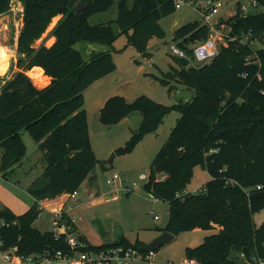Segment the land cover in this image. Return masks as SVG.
<instances>
[{
	"label": "trees",
	"instance_id": "16d2710c",
	"mask_svg": "<svg viewBox=\"0 0 264 264\" xmlns=\"http://www.w3.org/2000/svg\"><path fill=\"white\" fill-rule=\"evenodd\" d=\"M23 25L18 38L19 70L0 88V171L7 177L26 155L21 129H27L39 143L45 157L47 182L30 192L35 202L24 212L0 210V250L12 249L20 262L56 259L58 250L69 251L65 234L35 225L40 202L79 189L96 168L99 159L92 149L84 91L98 78L113 70L111 51L85 53L80 44L112 46L118 36L113 22L92 23L90 16L108 10L115 0H22ZM264 7V0H257ZM222 24L227 28V43L210 61L191 64L176 56L164 81L183 84L194 94L165 105L140 94L133 101L123 95L109 97L101 108L104 123L117 121L130 110L139 108L143 121L128 143L118 151H127L148 131L155 129L173 108L181 112L167 140L158 150L150 167L145 188L169 203L166 226L174 234L195 227L216 231L195 246H187L186 255L200 264H241L233 252L248 259L264 258V221L257 225L254 213L264 208V9L245 13L242 3ZM10 0H0V13ZM176 10L174 0L118 1L116 22L128 42L146 53L149 39L164 36L159 19ZM62 14L51 32V45L34 42L46 31L53 17ZM210 35V26L199 19L175 29L178 44L193 54L190 43H199ZM248 37L246 42L242 38ZM41 66L50 77L38 86L28 71ZM203 165L210 177L206 189L197 193H178L186 187L195 166ZM260 185V187H258ZM74 231L75 223L68 215ZM81 249H100L131 242L124 235L118 241L93 244L83 236Z\"/></svg>",
	"mask_w": 264,
	"mask_h": 264
},
{
	"label": "rangeland",
	"instance_id": "374dc122",
	"mask_svg": "<svg viewBox=\"0 0 264 264\" xmlns=\"http://www.w3.org/2000/svg\"><path fill=\"white\" fill-rule=\"evenodd\" d=\"M118 1L115 0L108 10L90 16L92 23L112 21L118 33L112 46L96 44L97 46L103 45L106 50L111 51L115 63L114 69L96 79L84 91V108L88 115L92 149L99 162L90 176L80 185L77 197L69 198L61 194L41 201L42 210L35 221V225L40 229L52 230L54 227L52 210L60 207L61 201L65 199H68V203L72 205L81 200L83 203H79L73 210H70L69 216L93 244L118 241L122 235L131 242L141 240V238L146 240L152 232L158 230L157 228L161 229L166 226L169 218V203L152 197L144 185L153 159L167 140L181 112L173 108L155 129L146 132L130 150L118 151L139 130L143 121V113L139 108H135L115 122L104 123L101 120V108L109 97L116 94L123 95L127 101H133L140 94H144L168 106L180 99L191 98L194 94L193 90L174 81H172L174 86L171 87L164 81L171 65H178L176 56L171 53L170 44L179 42L175 39V29L180 25L196 19L205 22L201 11L206 5V0H188L175 11L159 19L164 36L151 37L146 53H144L134 44L129 43L127 34L121 32L116 22ZM129 1L131 3L133 0ZM238 1L246 6L245 13H255L264 9L262 5H254L252 0H222L223 6L213 21L216 27L220 28L219 21L229 17L238 9ZM15 3H22L24 8L22 0H10L9 8L0 13V55H3V58H0V73L7 69L3 73L4 76L0 74L3 78L11 77L20 69L16 64L20 55L17 52L18 46H14L23 25L24 9H17V11L15 6L13 7ZM61 15L59 14L53 25H50L52 21L50 22L42 36L35 40V46L51 41L54 36L51 30ZM208 25L211 35L214 28L211 24L208 23ZM220 29L225 41L228 30L224 24ZM196 44L190 43V46L194 48ZM253 45L255 48L263 47L264 39L255 41ZM79 46L84 49L85 53H91V45L83 47L81 43ZM11 55L14 58L13 62H9ZM185 58L190 63H195L191 52H188V57ZM198 64L201 63L195 65ZM31 72L30 69L28 74H32ZM32 78L38 86L48 82V79L43 80L36 76ZM0 85H3L1 80ZM21 133L26 144V155L7 177L3 176L0 171V210L9 207L16 213H22L28 209L29 186L40 188L47 182V177L44 175V154L39 143L27 129H21ZM114 152L113 165H110L108 159ZM115 173L120 175L119 178L116 182L109 183L107 180ZM209 177L206 168L201 164L197 165L185 189L188 191L198 189L206 183ZM156 214L158 218L155 217ZM254 221L257 225L264 221V208L254 213ZM214 231H216L215 228L203 229L201 227L180 231L171 241L155 249V256L150 264H180L187 256V246L200 244L206 235ZM72 233L74 234L75 230ZM11 250H0V264H66L61 258L43 260L25 258L20 262H15L4 257L7 253L12 255ZM232 256L241 264H249V259L242 253L234 251ZM259 262L264 264V258L259 259Z\"/></svg>",
	"mask_w": 264,
	"mask_h": 264
},
{
	"label": "built area",
	"instance_id": "2783aa9c",
	"mask_svg": "<svg viewBox=\"0 0 264 264\" xmlns=\"http://www.w3.org/2000/svg\"><path fill=\"white\" fill-rule=\"evenodd\" d=\"M188 0H174L176 8L181 7ZM252 3L258 6L257 0H252ZM223 6L222 0H206V5L201 11L202 17L206 23L211 24L214 28V32L205 40L197 43L193 48L192 58L195 63H205L213 59L220 51L221 46L227 43L224 41V35L221 32V29L216 27L214 24L215 15L220 11V8ZM242 11L245 12L246 6L241 5ZM248 37L242 38V42H246ZM223 40V41H222ZM171 53L178 57H188V51L181 47L178 43L170 44ZM9 76H7L8 78ZM7 78H3L2 84H4ZM119 174L115 173L107 181L109 183L116 182V179L119 178ZM260 187V185H258ZM206 189V185L203 184L202 187L188 191L187 189H182L178 195H183L189 192L197 193ZM67 197H77L79 194V189H75L70 192L63 193ZM152 197L157 198L152 193ZM78 203L74 205L68 203V199L61 201L60 207H55L53 212L54 217V233L59 236L61 234L66 235V239L70 245L69 251L58 250L56 253V258H61L65 261L66 264H150L153 261L155 256V249L141 250L140 246L133 244L118 243L114 245H109L100 249H81L79 248L83 243L78 239L76 235L69 231L71 227L67 223L66 215L69 216V211L72 210ZM70 217V216H69ZM156 218L159 216L156 214ZM72 222L74 220L70 218ZM75 223V222H74ZM244 255V253H242ZM4 257L8 260L15 261L11 254H6ZM32 258V256L27 257ZM23 260V259H22ZM21 260V261H22ZM17 262V261H15ZM260 263V262H259ZM180 264H200L196 258L186 256ZM249 264L253 262L249 259Z\"/></svg>",
	"mask_w": 264,
	"mask_h": 264
},
{
	"label": "crops",
	"instance_id": "0c3cea01",
	"mask_svg": "<svg viewBox=\"0 0 264 264\" xmlns=\"http://www.w3.org/2000/svg\"><path fill=\"white\" fill-rule=\"evenodd\" d=\"M17 5L18 4H14L13 5V7L15 6V9L17 10V9H19V10H23L24 8H23V5H22V8H17ZM18 11V10H17ZM19 33H20V31H19ZM18 38H19V34H18ZM18 38H17V40H16V43H15V46L14 47H17L18 46ZM55 39H56V37L55 36H52V39H51V41L50 42H45V44L46 45H51L54 41H55ZM88 46H92V47H96V44H87ZM3 46H5V45H3ZM7 47V46H6ZM1 56V55H0ZM13 60H14V58L12 57V55L9 57V62H13ZM17 64V63H16ZM41 66H34L32 69H31V73H32V75L33 76H36V77H38V78H46V79H48V82L50 81V77L49 76H46V74H42V72H41ZM42 70H44L43 68H42ZM34 73H37L36 75L34 74ZM3 76H4V74H2ZM1 79L0 80H2V78L3 77H0ZM40 80V79H39ZM47 82V83H48ZM1 86V85H0ZM181 88V87H180ZM182 89V88H181ZM31 186H33V185H31ZM31 186H29V188L31 187ZM33 187H35V186H33ZM29 190V193H30V195H29V197H30V199L28 200L29 202H27L28 203V208L35 202V197L33 196V194L30 192V189H28ZM43 201H45V200H43ZM42 203V202H41ZM40 203V204H41ZM79 203L81 204V203H83V202H81V200L79 201ZM79 203H78V205H79ZM75 204V203H74ZM74 209V208H73ZM72 209V210H73ZM1 224V223H0ZM158 230L157 231H155V232H152L151 233V235L150 236H148L147 238H146V240L145 239H142L141 238V240L140 241H142V243L143 244H146V243H148V242H150L154 237H156L157 235H159L162 231H164V230H160L159 228H157ZM74 230H75V235H77V236H83L84 238H85V240L87 241V242H90V240L87 238V236H86V234H84L83 232H81L80 230H79V228H78V225L76 224V222H75V227H74ZM90 243H92V242H90ZM105 243V242H104Z\"/></svg>",
	"mask_w": 264,
	"mask_h": 264
},
{
	"label": "water",
	"instance_id": "95a60500",
	"mask_svg": "<svg viewBox=\"0 0 264 264\" xmlns=\"http://www.w3.org/2000/svg\"><path fill=\"white\" fill-rule=\"evenodd\" d=\"M101 50H106V49L104 48L103 45H99V46L96 45V47H92L91 51H101ZM114 156H115V152L108 159V163H110V165H113ZM43 160L45 161V157H43ZM174 235H175L174 233L168 230H164L159 235L154 237L150 242L141 245L140 248L141 250L156 249L160 245L171 241L174 238ZM251 261L253 262V264H260L258 258L256 257H253Z\"/></svg>",
	"mask_w": 264,
	"mask_h": 264
},
{
	"label": "bare ground",
	"instance_id": "6f19581e",
	"mask_svg": "<svg viewBox=\"0 0 264 264\" xmlns=\"http://www.w3.org/2000/svg\"><path fill=\"white\" fill-rule=\"evenodd\" d=\"M17 8H22V3L18 4V5H17ZM58 17H59V14L55 15V16L53 17L52 22H51L50 25H53V24L55 23V21L58 19ZM16 22H17V21H16ZM51 27H52V26H51ZM0 45H1V43H0ZM12 52H13V50L11 49L10 53L12 54ZM3 54H4V53H3ZM0 58H3V55H1ZM7 68H8V66H7ZM6 70H7V69H6ZM6 70H5L4 72L0 73V74L5 73ZM34 74L36 75L37 73H34ZM40 79L47 80L46 78H40Z\"/></svg>",
	"mask_w": 264,
	"mask_h": 264
}]
</instances>
